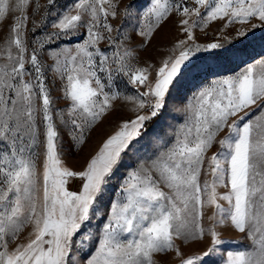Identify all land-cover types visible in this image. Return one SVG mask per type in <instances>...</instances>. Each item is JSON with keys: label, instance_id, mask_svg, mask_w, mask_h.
Returning <instances> with one entry per match:
<instances>
[{"label": "snow or ice", "instance_id": "snow-or-ice-1", "mask_svg": "<svg viewBox=\"0 0 264 264\" xmlns=\"http://www.w3.org/2000/svg\"><path fill=\"white\" fill-rule=\"evenodd\" d=\"M31 3L15 0V10L21 15L15 18L8 41L7 58L12 66H0V264H158L155 256L170 252L180 258L179 264H209L225 244L219 229L229 224L246 233L252 250L226 251L223 264H264V122L259 118L245 121V110L251 106L264 110L260 103L264 102V59L201 86L189 99L190 115L177 128L175 139L154 157L141 153L143 139L163 119L170 93L186 73L196 70L198 54L224 48L217 42L196 43L193 29L206 28L216 20H226L225 27L253 19L264 24V0H192L193 7L184 0H149L137 33L145 45L173 13L182 17L179 24L186 36L155 68L132 64V52L123 47L127 34L112 35L120 32L109 22V17L118 15L114 0H78L61 13L53 24L58 31L36 43L43 49L63 36L72 39L78 29H84L82 42L74 48L57 45L49 52L55 71L62 79L66 77L71 139L83 145L85 129L98 124L118 100L130 104L135 114L120 122L79 171L61 159L52 101L35 48L29 62L37 74L36 84L24 79L29 75L24 31ZM54 3L48 0L49 5ZM8 10L9 0H0V22ZM35 11H39L38 3ZM247 34L243 28L237 31L238 37ZM105 41L114 47L111 55L99 48ZM13 46L18 50L16 56L11 52ZM98 72H106L107 80L102 81ZM113 73L144 91L122 94L116 90ZM34 87L42 100L39 109ZM38 111L44 126L42 172L34 151L41 143ZM59 115L63 122V113ZM225 130L218 141L222 150L209 156ZM159 141L164 143L163 138ZM129 154L137 157V163L126 172L104 213L110 181ZM202 175L210 179L202 181ZM75 179L80 181L78 190H70ZM219 188L227 191L220 193ZM208 207L214 211L205 226ZM27 224L33 227L32 238L9 251L5 237L15 239ZM177 239L184 243L207 240L208 244L199 254L185 256L175 244ZM93 244L94 252L79 259Z\"/></svg>", "mask_w": 264, "mask_h": 264}, {"label": "rangeland", "instance_id": "rangeland-1", "mask_svg": "<svg viewBox=\"0 0 264 264\" xmlns=\"http://www.w3.org/2000/svg\"><path fill=\"white\" fill-rule=\"evenodd\" d=\"M78 0H55L53 5L48 4V0H32V3L26 9V15L28 17L27 27L24 31V42L27 51L25 52V70L29 75H26L24 79L26 81H32L36 84V73L34 67L29 62L33 49H37V55L41 66V74L43 82L48 90L51 98V112L53 116V122L58 132V144L60 145L61 159L64 164L74 171L82 170L86 161L95 154L99 149L102 142L117 130L120 122L126 119L134 118V113L131 111V105L118 100L114 103V107L110 110L101 121L93 128L85 129L86 141L83 145H77L71 139L73 133L70 118L68 116V109L70 101L66 99L64 95L65 84L67 83L66 77L61 78L60 73L55 71V61L49 55L51 49H56L57 45L67 46L74 48L76 43L82 42L80 37L84 34V29L81 27L78 29V35L69 39L68 36H63L62 39L56 41V44L45 45L43 49H40L36 43L38 38H42L46 35L57 32L58 30L53 27L55 22H58L61 13L68 11L71 6L77 3ZM117 4V17L115 19L109 17V22L113 29H119L120 32L114 31L112 35L118 36L121 33H126L129 37L124 42V48L130 50L133 54L131 63L145 67L152 65L153 68L158 67L162 59L166 58L170 54V49L180 39H185V34L181 31L179 24V15L173 13L167 21H165L161 27L153 34L151 41L145 45L144 38L137 33L140 30L139 26L143 23V12L147 10L149 0H114ZM37 3L39 4V11H35ZM186 6H195L192 0H184ZM125 9L128 10V15H125ZM204 10L202 9V12ZM73 14H75L73 12ZM21 15L20 12L15 10V0H9V10L6 12L5 18L0 22V66L8 65L12 66V63L8 60V41L10 39L11 27L15 22V18ZM87 19V16H85ZM191 19H196L192 17ZM226 20H216L211 22L206 28L196 27L193 29L195 36V42L198 44H208L212 42L220 43L224 46L222 49L213 50L206 53H199L200 59L196 63V70L194 72L186 73L181 82L174 88L167 98V106L163 115V119L159 125L155 128V131L146 136L143 141V148L141 149L142 155L149 158L154 157L160 151L170 144L175 139V132L177 128L185 124L189 117L187 110V104L193 93L197 91L201 86L210 82L213 79L221 78L230 74H234L242 70L247 64L253 63L256 60L264 59V24L258 19L251 20L248 24H233L229 27H225ZM256 24L257 27L253 28L252 25ZM135 27V30L133 28ZM35 27V31L33 28ZM247 30L245 37H238L237 31L239 29ZM71 35V34H69ZM102 51L111 55L114 51V47L110 46L107 41L102 42L99 45ZM225 49L227 51H225ZM123 51V49H121ZM13 56L18 55V50L13 46L11 48ZM221 53L217 55L216 53ZM114 67V66H113ZM98 75L102 81L107 80L106 72H98ZM154 75V71H153ZM114 80L118 87L116 90L125 95H135L137 91H144L143 88L137 90L133 85L127 83V78L119 76L113 73ZM37 96L35 98V105L39 109L42 100L39 98V89H33ZM8 93H6L7 95ZM264 103V102H260ZM248 113L245 116V121L252 120L264 122V110H261L259 105H253L246 109ZM59 113H63L64 120L61 121ZM37 125L41 130L40 141L34 151L37 153V169L42 172L43 160H44V136H43V122L42 112H37ZM244 115V113H240ZM235 119V118H233ZM154 123V122H153ZM243 123V122H241ZM152 127V124L149 125ZM78 131V130H76ZM227 130L221 132L217 137V142L213 144L208 155L219 152L222 149L218 143L219 139H222ZM159 138H163L164 143H160ZM137 163V157L126 156L122 161L120 170L113 176L109 185V196L106 198L105 206L102 209L104 213L108 212L110 202L116 198V192L119 189L120 183L125 176L126 172L131 167H135ZM205 178L210 177L201 176L203 181ZM80 181L78 179L73 180L69 187L70 190H78ZM167 191V189H165ZM220 193L227 191L225 188H219ZM221 204L227 206L226 202L220 201ZM214 208L208 207L204 210L203 224L207 226L210 222L207 217L212 215ZM94 223H100V221H94ZM33 227L31 224L25 225L18 233L17 237L13 239L11 235L5 237L8 242V250H14L18 245L27 244L32 238ZM221 236L225 240V244L221 246L222 251L210 258L209 264H223L224 258H226V251H244L252 250L251 241L247 238L246 233H240L235 231L230 224L223 226L221 229ZM177 247L181 249L185 256L197 253L199 254L206 249L208 241L195 242L188 241L184 243L181 239L175 240ZM95 244L89 249L88 252L78 256L79 259H86L95 250ZM155 259L158 264H179L180 258L175 255L174 252H170L166 255H156Z\"/></svg>", "mask_w": 264, "mask_h": 264}]
</instances>
